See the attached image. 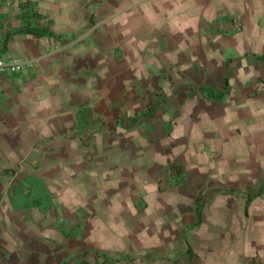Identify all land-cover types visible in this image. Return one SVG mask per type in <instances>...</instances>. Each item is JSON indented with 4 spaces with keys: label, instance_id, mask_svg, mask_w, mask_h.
Segmentation results:
<instances>
[{
    "label": "crops",
    "instance_id": "1",
    "mask_svg": "<svg viewBox=\"0 0 264 264\" xmlns=\"http://www.w3.org/2000/svg\"><path fill=\"white\" fill-rule=\"evenodd\" d=\"M0 59V264H264V0H13Z\"/></svg>",
    "mask_w": 264,
    "mask_h": 264
},
{
    "label": "built area",
    "instance_id": "2",
    "mask_svg": "<svg viewBox=\"0 0 264 264\" xmlns=\"http://www.w3.org/2000/svg\"><path fill=\"white\" fill-rule=\"evenodd\" d=\"M13 3V0H0V5L5 4V6H9ZM28 63L24 59H13L11 61H6L4 59H0V76L4 74L6 71L17 72L28 66Z\"/></svg>",
    "mask_w": 264,
    "mask_h": 264
}]
</instances>
